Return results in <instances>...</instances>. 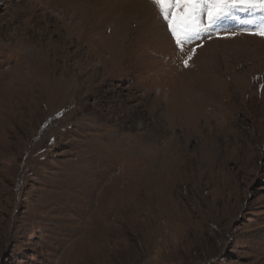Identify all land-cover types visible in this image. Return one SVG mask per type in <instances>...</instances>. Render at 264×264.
Masks as SVG:
<instances>
[{"label":"rangeland","instance_id":"rangeland-1","mask_svg":"<svg viewBox=\"0 0 264 264\" xmlns=\"http://www.w3.org/2000/svg\"><path fill=\"white\" fill-rule=\"evenodd\" d=\"M248 19L181 53L150 0H0V264H264Z\"/></svg>","mask_w":264,"mask_h":264},{"label":"snow or ice","instance_id":"snow-or-ice-1","mask_svg":"<svg viewBox=\"0 0 264 264\" xmlns=\"http://www.w3.org/2000/svg\"><path fill=\"white\" fill-rule=\"evenodd\" d=\"M157 9L158 18L166 25L177 50L198 39L202 33H211L221 22L238 19L239 13L249 14L244 21L254 25V34L264 37V0H150ZM259 14L260 22L255 23ZM195 49H193V52ZM191 55L184 59L185 67Z\"/></svg>","mask_w":264,"mask_h":264},{"label":"bare ground","instance_id":"bare-ground-1","mask_svg":"<svg viewBox=\"0 0 264 264\" xmlns=\"http://www.w3.org/2000/svg\"><path fill=\"white\" fill-rule=\"evenodd\" d=\"M132 14V13H131ZM135 15V14H134ZM95 177V176H94Z\"/></svg>","mask_w":264,"mask_h":264}]
</instances>
